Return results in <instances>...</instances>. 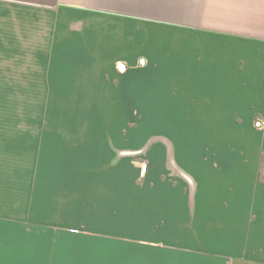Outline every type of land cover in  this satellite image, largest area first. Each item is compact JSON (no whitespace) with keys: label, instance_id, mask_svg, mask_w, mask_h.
I'll return each mask as SVG.
<instances>
[{"label":"crops","instance_id":"0c3cea01","mask_svg":"<svg viewBox=\"0 0 264 264\" xmlns=\"http://www.w3.org/2000/svg\"><path fill=\"white\" fill-rule=\"evenodd\" d=\"M104 1L0 0V16L53 18L56 26L40 40L49 44L40 55L48 70L45 91L50 98L79 99L74 109L59 110L79 120L25 128L31 131L30 186L4 193L1 188L0 224L88 230L64 238H78L81 249L91 244L96 264H264L263 194L254 201L248 196L264 188L262 155L198 153L215 144L216 131L250 127L232 115L248 113L252 119L264 113V0H109L110 9ZM80 18L89 19L72 25ZM104 21L125 42L112 54L104 53ZM134 22L138 30L129 27ZM136 31L148 50L142 80L159 83L160 112L166 115L160 123L165 138L145 145L120 134L119 125L92 118L105 96L104 81L109 84L104 58H131ZM31 39L37 57L38 38ZM135 78L122 77V88ZM188 129L200 132L194 144L189 140L195 135L183 132ZM178 131L187 143L177 139ZM19 136L9 139L21 146ZM142 150L145 175L140 162L131 160ZM170 167L174 181L167 178Z\"/></svg>","mask_w":264,"mask_h":264},{"label":"rangeland","instance_id":"374dc122","mask_svg":"<svg viewBox=\"0 0 264 264\" xmlns=\"http://www.w3.org/2000/svg\"><path fill=\"white\" fill-rule=\"evenodd\" d=\"M102 5L110 9L109 0H105ZM8 15L6 17L0 16V190L3 188V193L4 191H12L14 188L25 189L30 186V161L28 160L29 153L27 151L29 136L26 134L31 131L25 128L31 127V124L36 122L71 120L73 117H75L74 120H79L77 114L71 115L59 112V110L74 109L72 105L77 106L79 99L50 98L47 97L45 91L47 89L46 75L48 70L45 56L40 57V55L47 52L46 46L49 47V44L47 43L48 39H45L44 43L40 40L48 37L52 26H56L53 18L34 14V17L27 15V18L19 19L14 17L13 13L8 12ZM88 19H75L72 25H80ZM31 20L36 25H32ZM102 24L104 53L112 54L114 52L112 48L117 47V44H119L120 49L123 48V45H125L124 40L118 39L119 37L114 35L112 30H108L107 26L111 24L105 21ZM136 25L134 22V24H129V27ZM8 29L9 31H7ZM136 29L138 30V26H136ZM31 37L38 38L37 46L39 44L38 48L41 53H37L39 57H36L38 49L34 50L32 44H30ZM133 37H135L136 44L133 51H129L132 53L131 58L120 60L116 59L115 56L109 57L108 55L104 58L102 70H104V79L108 80L109 84L104 81L103 94L107 97L99 98L92 118L93 121H97L99 124L114 123L119 125L118 132L120 134L123 132L127 138L135 139L136 144H144V142L145 144L148 142L153 144L157 142V139L164 137L161 135L160 123L162 126L165 124L164 118L166 115L160 112L159 83H155V86H153V83L149 85L142 80L144 67H149L144 57V54L148 53L146 44L142 41V39L145 40V37L143 33H138V31ZM17 38L19 39L18 44L15 42ZM5 41L6 44H4ZM138 43L143 46L139 48ZM124 50V54H127L126 48ZM142 59L145 60V64ZM120 63L126 65L125 70L120 68ZM58 68H60L59 65ZM150 72L157 73L153 70H150ZM55 74L61 73L56 71ZM127 75H134L136 78L134 81L127 83V87L122 88V77L125 78ZM108 85L109 87L112 86L109 91L106 90ZM121 95H127L128 98H122ZM184 100L187 102L190 99ZM123 102H126V104H123ZM53 107L54 112L52 111ZM234 116L237 118L233 119ZM251 116L248 113H244L240 117L239 115H232V120H239L243 125L245 121L250 122V127L237 131L231 130L226 133L223 130L216 131L215 139L213 138L215 144L208 145V148L206 146L204 148L206 151H199L198 153H220L247 158L263 155L264 113L253 115L252 119ZM185 124L190 126L191 121ZM16 125L21 130L14 129ZM189 131L190 129L183 132H187L185 135L188 137L195 135L190 137L192 140H189L194 144L196 143V135L200 132L196 130ZM178 132L177 139L180 142L187 143L183 133ZM17 133L22 134V136H19L20 138H17L21 142V146H16L20 143L9 139ZM210 139L209 141L212 142L211 137ZM141 146L136 145L134 148L136 150L142 149ZM188 147L190 148L189 145ZM20 150L21 152H19ZM145 154L146 152L142 150L140 154L133 155L131 159L133 162H140V172L144 175L146 172L143 173L142 167L144 165L148 167ZM183 164L185 167L191 166L190 162ZM172 171V168L168 171L167 178L174 181L173 174L176 175V173ZM15 173L17 174L14 175ZM253 195V198L252 195H248L252 201L257 200L256 196H262L264 201V188L259 191L256 190ZM4 210L0 207V218H2ZM9 221L14 220L10 219ZM22 222L19 221L16 225L11 226L0 224V264H96L94 261L97 258L96 249L91 244H87L81 249L78 238L71 239L72 241H68L70 237L67 241L64 238L66 233L77 234L80 232L88 234L90 231L79 230L78 227L57 225L38 226L34 224L33 226L26 223V221ZM43 250H48L47 258L42 256Z\"/></svg>","mask_w":264,"mask_h":264},{"label":"trees","instance_id":"16d2710c","mask_svg":"<svg viewBox=\"0 0 264 264\" xmlns=\"http://www.w3.org/2000/svg\"><path fill=\"white\" fill-rule=\"evenodd\" d=\"M260 181L264 183V154L262 155V167L260 173Z\"/></svg>","mask_w":264,"mask_h":264},{"label":"built area","instance_id":"2783aa9c","mask_svg":"<svg viewBox=\"0 0 264 264\" xmlns=\"http://www.w3.org/2000/svg\"><path fill=\"white\" fill-rule=\"evenodd\" d=\"M142 171H143V173H145V172L147 171V166H146V165H144V166L142 167Z\"/></svg>","mask_w":264,"mask_h":264},{"label":"water","instance_id":"95a60500","mask_svg":"<svg viewBox=\"0 0 264 264\" xmlns=\"http://www.w3.org/2000/svg\"><path fill=\"white\" fill-rule=\"evenodd\" d=\"M142 62H144V60H142ZM120 67H121V69H125V66L122 64H120Z\"/></svg>","mask_w":264,"mask_h":264}]
</instances>
